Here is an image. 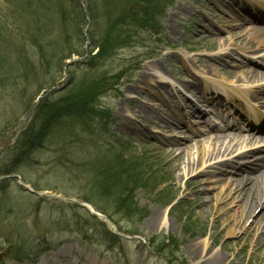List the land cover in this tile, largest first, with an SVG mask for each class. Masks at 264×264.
Here are the masks:
<instances>
[{"label":"rangeland","instance_id":"1","mask_svg":"<svg viewBox=\"0 0 264 264\" xmlns=\"http://www.w3.org/2000/svg\"><path fill=\"white\" fill-rule=\"evenodd\" d=\"M240 1L248 4L242 5ZM257 3L264 4V0L251 2L178 0L168 10L167 17L161 21L165 41L160 45V49L150 55L151 58L147 57V59L135 54L131 49L120 51L108 61H96L88 57L81 62L77 59L73 62V58L69 61L73 66L69 65L68 71L64 73L66 61L61 69L52 70L53 74L50 77L48 71H42L45 69L40 64L33 65L26 60L30 57L36 59L34 54L37 51L25 47V42L19 40V36H15L28 23L17 21L19 24L14 23L15 26L11 28L9 23H5L9 21L5 17L11 11L13 13V7L9 0H0V49L3 51V54H0V146L2 148L7 143L13 147L16 139L26 129V125H39L45 128L48 121L44 123L39 119L41 112L39 106L44 99L54 102L61 96L69 97L78 93L81 88L80 80L85 74L91 76L98 73H113L114 69H118L123 64V59L136 57L134 61L141 63L139 72L130 70L123 79L119 94L106 93L99 96L95 105H90L92 115H88L85 111L82 115L66 116L61 119L63 123L60 120L50 121L49 128H57L56 134L50 140L51 148H46L40 157L43 161L50 158L56 160L53 164L57 169L48 166L34 169L31 165L35 161L29 159L17 172V175L22 176L24 183L26 182V185L38 193L37 195L25 191L15 180L3 185L0 183V244L4 241L9 248V251L0 252V264H31L13 260L11 253L21 244L24 251L32 253L40 251L42 247L70 240L71 235L81 229L88 233L92 242L88 243L85 237L76 236L79 237V241L74 243L73 256H70V260L58 259L61 264H75L77 260L79 264H264V249L255 251L257 239L264 241V236L257 230L249 238L244 237L250 221L245 220L244 226L236 229L234 236L227 234L229 225L226 228V223L216 225V220H222L228 215L225 211L231 209L235 211L239 207L241 196L235 195L229 206L221 208V203L217 202L219 196L211 190V182L207 181L208 176H199L195 169L190 170L187 166L188 157L192 160L197 159V144L192 142L193 147L185 152L184 159L180 161L181 170H177L175 168L178 161L176 162L172 155L167 153L170 146L166 142V139L174 134L157 126L159 115L173 123H176L174 119H178L182 113L190 115L188 124L192 126V131L183 126L181 129L185 133H178V136L183 139L192 137L193 133L204 135L200 142L206 143L205 146L210 153L215 152L213 156L207 157L209 161L203 168L210 174L217 173V164L228 157L235 160L236 164L225 167L228 170L227 175L233 174L231 171H234V166H241L253 160L255 163L251 167H256L264 158V151L256 152L248 159L241 157L235 159L232 155L249 149L264 150V125H260L261 122L264 123V41L252 35L250 21L253 17L251 12H259ZM246 7L252 11L246 12ZM255 7L257 10H254ZM262 11L264 15V9ZM53 17H58V14ZM44 25L47 26L44 21H40L39 26ZM257 25L264 27V21ZM48 38L51 37L43 36V40ZM53 39L60 42L56 44V48L62 45V41L54 33H52ZM156 45L157 43L154 42V46ZM21 46L27 53L23 52L20 55ZM91 55L95 56V52ZM145 69L150 78L144 82ZM40 75L44 76L43 81L54 78L56 82L53 93L41 98L36 103V110L32 111L30 109L32 102L35 103L37 96L43 93L39 91V84L42 82ZM196 86H201L202 93L195 89ZM228 88L233 89L226 93L225 89ZM235 90L245 93L244 103L251 108L249 114L230 102L229 95ZM178 93L180 96H177ZM198 95H204L210 103L199 102L196 98ZM129 98L137 103L135 109L132 108V104H128ZM187 101L201 105L208 116L214 118L217 127L222 131L227 133L238 131L226 129L225 116L228 113L243 134L253 133L257 138L250 143L244 141V138L239 142L235 141L230 149L231 152L224 155V148L228 146L227 141L221 153H217V149L221 146L216 147L211 138H207L211 132L205 122L210 123L209 125L215 123L210 122L209 118L204 122L199 114L192 115L193 111L185 106ZM110 109L112 112L108 129L113 137L108 136V151L112 152L111 160L116 153L124 155L129 162L136 161L134 166L144 175L142 183L143 181L144 184L147 183L145 189H140L134 198V203L139 205L138 209L147 212L143 219L133 217L134 214L125 215L116 212L118 210L116 201H111L110 198L106 201L97 198L91 200L89 197L99 191L100 187L97 185L94 187L87 177L77 175L78 172L83 171L73 166L74 162L83 163L81 165H85L86 160L89 162L88 158L91 157H88V152L93 144L106 147V144L99 141L102 137L98 132L105 122L101 113H106ZM173 111L175 114H171ZM260 115L262 118L259 117ZM121 116L131 119L133 125L129 128L125 127V123L120 121ZM241 116L245 120L241 119ZM94 122L99 126L92 131L91 126ZM251 122L255 123L254 128L252 124V130L249 127ZM14 125L17 129H14ZM61 128L63 130L60 132ZM18 129L19 132L16 134L11 132ZM20 132L22 133L19 134ZM122 139L129 141L132 148L120 147L116 141ZM62 142L71 144L69 157L65 153V156L59 158L56 153L57 144L64 146ZM35 157L37 159L38 156ZM146 161L149 162L148 166L144 163ZM8 168H11L10 164L1 158L0 172ZM82 168L87 171L85 166ZM87 168L91 169V167ZM179 171H182L181 174ZM195 176L200 180V190L208 192L206 199H211V215L206 214L207 208L205 211H200L196 207V195L185 185L187 180ZM106 179L108 180V176ZM219 184L228 186L226 182ZM260 187L264 189V179L260 182ZM164 190L166 194H162L165 193ZM87 199H90V202ZM78 200L87 202L88 207H91L90 203H96L94 209L97 215L94 216V220L87 209L74 205ZM61 206L63 209L57 212ZM217 209H220L219 212ZM258 210L260 206L256 208L255 213ZM157 211L165 215L167 220L165 225L154 226L150 222ZM231 214L234 213L231 212L229 216ZM95 220L112 223L113 229L121 234V242L114 239L110 233L106 235L105 226ZM128 234L137 235L133 237ZM111 240L118 245H113ZM165 242H172L175 248L173 246L165 250L162 246L158 248L165 252L169 249V254L164 251L161 252L162 254L152 251L150 244L157 248ZM194 245L203 252L199 250L196 252V249H193ZM51 253L52 251L44 254L36 264H40L43 260H49V264L55 263L57 255L63 254V250L59 249L58 254ZM215 255H219L218 261L214 260Z\"/></svg>","mask_w":264,"mask_h":264},{"label":"trees","instance_id":"2","mask_svg":"<svg viewBox=\"0 0 264 264\" xmlns=\"http://www.w3.org/2000/svg\"><path fill=\"white\" fill-rule=\"evenodd\" d=\"M84 1L88 15L85 14L80 0H9L10 5L13 7V13L11 11L5 17L9 20L5 23H9L11 28H13V25L15 26L14 23L19 24L17 21L28 23L15 36H19V40L25 42V47L28 46L37 51L34 54L36 59L30 57L26 60L33 65L40 64L45 69L42 71H48L50 77L53 74L52 70L61 69L63 63L72 59L73 56L84 55L85 50L83 48L86 45L84 29L86 26H88L90 50H99L94 59L107 60L120 46L128 47L138 42L139 30L147 29L152 25L154 18L160 12L163 0ZM54 6L59 8H53ZM38 12L40 14L36 15ZM55 14H58V17H53ZM40 21H44L47 26L40 27ZM52 33L62 41V45L57 46L58 48H56V44L58 45L60 42H56V39L52 40ZM48 35L51 38L43 40V36ZM24 50L21 46L20 52L19 50L17 52L21 55V53L26 52ZM0 54H3L1 49ZM40 79L42 82L39 84V91L41 92H44L46 88L51 89L55 86L56 81L54 78L50 81H43L44 76L40 75ZM116 85L118 83L114 75L102 73L94 77L84 78L80 83L81 88L78 93L69 97H62L54 102L44 99L39 106L41 108L39 119L44 123L48 121V123L44 126L45 128L39 125H29L24 130L16 145L5 152V160L11 168L3 170L0 175L17 173L29 159L35 161L31 165L34 169L43 165V159L40 156L46 148H51L50 140L55 136L57 130L55 127L49 128L48 124L55 120H60L63 123L62 120L66 116L82 115L85 111L88 112V115H92L90 105H95L99 96L108 90L114 89ZM32 106H34L33 102ZM93 125L95 126V122L92 123ZM92 126L93 129L94 126ZM62 130L63 128L60 129V132ZM68 143L62 142L63 147L57 144L56 153L59 158L65 156V153L69 157L71 144ZM35 156H38V160ZM101 156V154H97L93 162H91V158H88L89 162L86 160L85 165H81L83 163H73V166L81 172L85 171L82 168L83 166L86 170L89 169L87 167L92 169V171L89 169L88 172L93 174L87 179L92 182L94 187L95 185L100 187V190L93 193L89 198L93 201L96 198L101 201L110 198L111 201H116V208H118L116 212L125 215H128V213L134 214L133 217L139 219L145 218L147 215L146 210L138 209L139 205L134 203L137 191L147 184H144V181L142 183L144 175L140 173L138 167L134 166L136 161L135 163L129 162L125 160L123 155L116 153L111 160V151ZM88 157L90 156L88 155ZM108 160H110L109 163ZM105 175L108 176V180ZM5 182L8 181L1 184L3 185ZM90 199L87 200L90 202ZM92 203L96 205V203ZM171 246L175 248L172 242H168L162 245V248L165 250ZM163 249L159 248L158 251L162 252ZM16 255L21 256V253H16Z\"/></svg>","mask_w":264,"mask_h":264},{"label":"bare ground","instance_id":"3","mask_svg":"<svg viewBox=\"0 0 264 264\" xmlns=\"http://www.w3.org/2000/svg\"><path fill=\"white\" fill-rule=\"evenodd\" d=\"M251 2L252 0H248ZM257 8L263 12L262 10L264 9V4L262 3H257L256 5ZM262 9V10H261ZM246 12L250 13L252 9L249 7L245 8ZM264 21V16L262 15V18H257L252 24L251 27V32L252 35L255 37H258V35H261V38H264V27L258 26L257 24ZM262 41V40H260ZM149 78V73L147 70L144 72V77L143 80L144 82ZM159 87V86H158ZM178 96L180 94L178 93ZM245 97V94L241 91H234V94H231V100L235 103H240L243 101V98ZM196 98L201 101L202 103H208L209 100L205 96H196ZM128 104H132V108L135 109L137 107V103L134 102L133 100H128ZM186 104H189L188 102ZM247 109H249V106H246ZM244 107V109L246 108ZM189 108L193 111L192 114L195 112L200 111V108L197 107L195 104L191 103V106ZM120 121L125 123V127L129 128L131 125H133V121L128 120L127 118L121 116ZM175 121V120H174ZM176 122V121H175ZM187 121L185 119H177V122L174 123L173 125L169 123L165 118L160 116V122L158 123V126H162L165 129H169L172 133L178 132L179 131V126L176 125H186ZM264 125V123H261V126ZM216 133L213 135V142L215 143L216 147L220 144V146L224 145V142L227 140L229 141L228 146H226L224 153L228 152L231 149L232 143L237 140L239 137H241V133H235V134H224L223 131H220L217 127H214L212 129ZM202 135V134H200ZM197 136V135H195ZM247 140H253L255 139V136L252 134H247ZM170 145H171V150L168 152L169 154L172 155L174 160H176V168L181 170V160L184 159L185 156V151L187 148V143H185V140H182L181 138H178L176 136L172 137L170 140ZM189 141V140H186ZM191 146H188V149H190ZM187 149V150H188ZM222 147H219L217 149V153H221ZM178 150L179 152L174 155L175 151ZM216 151V149H215ZM256 150H247L243 153H240L237 155V157H249L255 153ZM214 153H210L209 149H207L206 146L200 145L198 147V152H197V159L192 160V158L188 157V168L195 169L197 173H200L201 175L208 174L205 170H203V166L207 163L206 158L210 157L211 155L213 156ZM232 160H223L219 162V165L221 166H229V162ZM180 162V163H179ZM148 166V164L146 165ZM250 166H245V167H240L235 170V175L232 177H224L226 174V170L224 168H220L219 172L217 175L214 177H217V179L214 180L211 190L218 191L216 195L219 197L217 198V202H219L221 208L225 206H229L231 201L233 200V197L235 194L240 195L241 201L238 204L239 207L233 211L227 210L225 211L226 215L222 220H216V225L218 223H226V228H228L227 225H229V228L226 230L228 231L229 236H234L236 234V229H240L241 227L244 226V222L250 221L249 225L246 227V232L244 233L245 238H249L254 231L259 230L260 234L264 236V189L260 187V182L264 179V160L254 169H249ZM245 169H248L249 171H245ZM186 171V170H185ZM182 171H179V174H181ZM225 172V173H224ZM247 172V173H245ZM186 174L183 173V176ZM188 174V172H187ZM182 176V177H183ZM219 176V178H218ZM236 176H239L235 178ZM212 177L210 176L208 179H211ZM221 178V179H220ZM223 180H226L229 183V186H223L220 188L218 184L222 182ZM186 186H188L191 190L196 195V207L199 208L200 211H205L207 208L206 214L211 215V208H212V202L211 199L207 200V192L205 190H200V180L198 179V176H195L189 180L186 181L185 183ZM249 185V186H248ZM177 196V195H176ZM77 202L75 201L76 205ZM93 204V203H92ZM260 206V210L257 212V214H254L256 208ZM234 208V206H232ZM63 208L60 207L57 212H60ZM94 209V207H93ZM229 209V208H228ZM95 210V209H94ZM218 212L220 209H217ZM233 212L234 214L230 215L229 214ZM150 222L154 226H160V225H165L167 223V220L165 219V215L160 214L158 211L153 214V216L150 219ZM225 228V229H226ZM257 233V232H256ZM238 234V233H237ZM246 234V235H245ZM255 236V235H254ZM261 237V236H260ZM263 238V237H262ZM193 249H196V252L199 250L200 252H203L202 249H199L198 246L194 245ZM264 249V241L257 239L256 242V248L255 251H262ZM22 252V249H20ZM22 254V253H21ZM201 254V253H200ZM19 256L14 255V258H18ZM219 255L214 256V260L218 261ZM40 264H48L46 260H43Z\"/></svg>","mask_w":264,"mask_h":264}]
</instances>
